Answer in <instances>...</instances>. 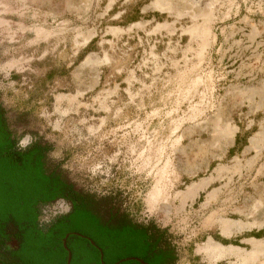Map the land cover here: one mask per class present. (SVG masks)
<instances>
[{
    "label": "rangeland",
    "instance_id": "rangeland-1",
    "mask_svg": "<svg viewBox=\"0 0 264 264\" xmlns=\"http://www.w3.org/2000/svg\"><path fill=\"white\" fill-rule=\"evenodd\" d=\"M0 111L172 264H264V0H0Z\"/></svg>",
    "mask_w": 264,
    "mask_h": 264
},
{
    "label": "trees",
    "instance_id": "trees-1",
    "mask_svg": "<svg viewBox=\"0 0 264 264\" xmlns=\"http://www.w3.org/2000/svg\"><path fill=\"white\" fill-rule=\"evenodd\" d=\"M4 128L0 116V264H65L61 240L67 234L69 264H100L99 254L103 264L130 257L146 260L155 247L148 244L144 228L133 226L126 215L108 214L93 195L75 191L65 172L48 161L49 144L38 141L17 152L16 139H9ZM59 198L70 202L71 211L39 230V206ZM10 236L16 243L13 249L5 245ZM126 240L130 245L122 248ZM156 254L149 264L175 261L173 248Z\"/></svg>",
    "mask_w": 264,
    "mask_h": 264
},
{
    "label": "flooded vegetation",
    "instance_id": "flooded-vegetation-1",
    "mask_svg": "<svg viewBox=\"0 0 264 264\" xmlns=\"http://www.w3.org/2000/svg\"><path fill=\"white\" fill-rule=\"evenodd\" d=\"M0 116H1V119H2V121H3V124H4V126H5V128H4V130H5V132H7L9 135V139H12V138H14V139H16V141H15V144H14V147H15V149H16V151L17 152H24V151H26V149H19L18 148V138H16V137H14V136H12V134L11 133H9V131H8V129H7V127H6V124H5V119H4V116H3V113L0 111ZM36 142H38V140H35V141H33L32 143H36ZM39 142H41V141H39ZM31 143V144H32ZM48 153H46V156H47V158H48V155H47ZM48 161H50L49 159H48ZM61 169V168H60ZM73 189L75 190V191H80V189H78V188H76L74 185H73ZM81 192V191H80ZM61 199H63V201H66L68 204H70V202H68L66 199H64V198H61ZM94 200H96V201H99L97 198H95L94 197ZM61 201V200H60ZM57 202H59V201H57ZM57 202H55V203H57ZM54 203V204H55ZM54 204H52V205H50V206H46V207H44V208H51L52 206H54ZM71 205V204H70ZM43 208V209H44ZM42 209V210H43ZM66 214H68V212L66 213ZM65 214V215H66ZM108 214H116L115 212H111V211H109L108 212ZM64 215V216H65ZM116 215H119L118 213L116 214ZM133 226H136L137 228H144L145 230H146V233H147V235L149 236V238H150V240L148 241V244H154V247H155V249H153V250H151V252H148V254L146 255V260H142V259H139V258H135V257H133L134 259H138V260H140V261H142L144 264H149V262H153L154 261V259H156V258H158V255L156 254V252L157 251H161V250H163L165 247L166 248H168V249H172V246L170 245V243H169V241H168V238H167V233H166V231L165 230H163V229H160V228H158L157 226H154V225H152V224H141V223H137V222H134V221H131L130 222ZM37 227H38V229L39 230H44L47 226H40V225H38L37 224ZM12 235H13V233H11ZM76 236H78V237H82V236H80V235H77V234H75ZM67 236H68V234H67ZM10 241H13L14 242V244H16L15 243V241H14V239H13V236H10L9 237V239L6 241V247L7 248H9L8 247V243L10 242ZM129 241L128 240H126V242L124 243V244H120V245H122V248L124 247V246H126V248H127V246H129L130 245V243H128ZM90 243V242H89ZM126 244V245H125ZM124 245V246H123ZM92 246V245H91ZM15 248V247H14ZM9 249H13V248H9ZM157 255V256H156ZM156 257V258H155ZM130 258H132V257H130ZM125 259V258H124ZM119 260H121V259H119ZM119 260H117V261H119ZM99 261H100V263H102V255L101 254H99ZM116 261V262H117ZM127 261H134V262H136L137 264H139L137 261H135V260H127ZM115 262V263H116ZM122 263V262H121ZM120 264V263H119Z\"/></svg>",
    "mask_w": 264,
    "mask_h": 264
},
{
    "label": "bare ground",
    "instance_id": "bare-ground-1",
    "mask_svg": "<svg viewBox=\"0 0 264 264\" xmlns=\"http://www.w3.org/2000/svg\"><path fill=\"white\" fill-rule=\"evenodd\" d=\"M199 188H201V185L191 187L190 189L187 190V192L184 194V196L189 197V196L193 195L195 192H197V190ZM57 207L60 208V205L58 204V202L55 204V208H57ZM221 221H222V219H221ZM47 225H49V224H47ZM203 250L205 251L209 260L212 262H215L217 259L224 257L225 247H223L219 244L213 243L211 240H209L206 243V245L203 247Z\"/></svg>",
    "mask_w": 264,
    "mask_h": 264
},
{
    "label": "clouds",
    "instance_id": "clouds-1",
    "mask_svg": "<svg viewBox=\"0 0 264 264\" xmlns=\"http://www.w3.org/2000/svg\"><path fill=\"white\" fill-rule=\"evenodd\" d=\"M33 142V138L31 135H25L22 139L19 140L18 142V148L19 149H26L31 143ZM58 204L60 205V213L64 214L69 211H71V205L68 204L66 201H59ZM50 222V218L47 214V210H45V214L41 217V224Z\"/></svg>",
    "mask_w": 264,
    "mask_h": 264
},
{
    "label": "water",
    "instance_id": "water-1",
    "mask_svg": "<svg viewBox=\"0 0 264 264\" xmlns=\"http://www.w3.org/2000/svg\"><path fill=\"white\" fill-rule=\"evenodd\" d=\"M66 238H67V235L64 236V238L61 240V244H62V248L63 250L66 252V260H65V264H69L70 263V253L69 251L67 250L66 248V245H65V241H66ZM90 244L92 246H94V244L92 242H90ZM127 260H135L137 261L139 264H144L142 261L138 260V259H134V258H125V259H121L119 261H117L116 263L114 264H119L123 261H127ZM100 264H103V263H100Z\"/></svg>",
    "mask_w": 264,
    "mask_h": 264
}]
</instances>
